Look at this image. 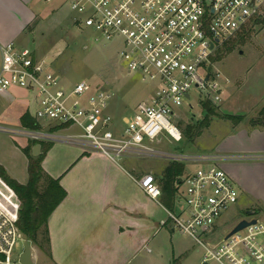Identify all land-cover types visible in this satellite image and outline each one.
I'll return each instance as SVG.
<instances>
[{
	"label": "built area",
	"instance_id": "1",
	"mask_svg": "<svg viewBox=\"0 0 264 264\" xmlns=\"http://www.w3.org/2000/svg\"><path fill=\"white\" fill-rule=\"evenodd\" d=\"M48 3L57 0H45ZM78 15L77 26L100 33L107 41L123 40L121 58L130 74L145 84H157L150 99L141 102L134 115L115 118L108 114L113 96L82 82L71 92L50 65L28 49L14 44L1 47L0 95L22 91L36 128L0 134L35 142L78 146L88 154L101 155L113 163L126 159L158 158L172 163L199 162L178 186V212L168 220L203 252L202 264H264V223L257 220L228 240L211 243L209 234L239 202V192L225 163L260 160V156L205 155L190 157L152 147L163 139L179 142L182 133L174 123L176 109L190 99L196 88L223 100V84L211 71L212 58L225 43L236 38L258 18H264V0H65ZM226 85L230 81L225 80ZM202 99V96L200 95ZM0 185V264H21L16 248L25 245L20 231L21 206L12 201V190ZM0 182V183H1ZM142 192L157 201L162 196L156 177L146 174L136 181Z\"/></svg>",
	"mask_w": 264,
	"mask_h": 264
},
{
	"label": "rangeland",
	"instance_id": "2",
	"mask_svg": "<svg viewBox=\"0 0 264 264\" xmlns=\"http://www.w3.org/2000/svg\"><path fill=\"white\" fill-rule=\"evenodd\" d=\"M10 9L16 12L17 16L15 21L12 19L10 22L7 21L6 26L14 29V23H16L18 27H23L22 34L14 42L16 48L28 49L45 60L52 72L61 78L60 86L67 93L82 82L91 87L89 94H94L97 87L101 86V90L113 96L108 114L123 119L134 115L136 107L150 99L157 88V84H145L139 75L128 72L120 56L123 49L122 39L114 38L107 41L100 33L77 26L74 20L78 18V15L70 11L65 0L51 3L45 0H24L20 6L16 5V8L10 7ZM211 71L223 84L224 89L226 88L222 102L219 105H212L213 114L207 115L204 111V105L208 103L207 99L210 100L212 97L201 90L192 88L189 93L190 99L183 100V105L176 109L174 119V123L182 133V139L174 142L166 138L162 143H154L152 147L168 153L180 152L192 158L211 155L219 142L229 134L240 128L249 130L252 127H259L262 119L257 111L264 107V26H256L245 44L235 45L231 52H225L224 47L219 49L212 60ZM226 79L230 81L229 85H226ZM19 101L0 100V127L11 130L20 129L17 117L18 112L23 110V106L18 104ZM190 125L201 132L200 136H185L184 130ZM260 126L264 125L261 123ZM25 140L28 139L0 134V163L20 180L23 175H25L23 179L27 176L29 178L27 173L29 160L21 149L25 145ZM28 141L27 144L31 149L41 147L38 157L46 154L47 149L43 146L50 143ZM57 151H62L60 156L64 157L73 152L70 148H61ZM54 153L50 160L53 170ZM135 163L140 173L144 175L162 176L166 160L146 157L135 160ZM240 163L243 164V162ZM185 165L191 173L202 166L199 162H187ZM233 184L239 192V200L243 201L241 200L227 214H223L214 231L207 237L211 243L222 242L243 219L251 220L247 212H254V219L264 223V202L244 194L234 180ZM0 185L2 186V182ZM11 196L12 201L21 206L13 191ZM44 233V230L38 233V245L26 239L29 241L34 264H52L50 245ZM39 246H42L44 251L40 250ZM150 249L152 255L141 254L132 264H170L173 255L175 257L184 255L178 264H201L203 261V252H198L200 247L179 232L169 234V231L163 230L155 238ZM67 251L72 253L67 254ZM75 251V248L58 249L55 258H58L61 264L96 263L82 255H75L77 254ZM24 252L25 245L20 243L15 253L22 255Z\"/></svg>",
	"mask_w": 264,
	"mask_h": 264
},
{
	"label": "crops",
	"instance_id": "3",
	"mask_svg": "<svg viewBox=\"0 0 264 264\" xmlns=\"http://www.w3.org/2000/svg\"><path fill=\"white\" fill-rule=\"evenodd\" d=\"M22 1L24 0H0V60L1 47L14 44L22 34L23 27H18L16 23L14 29L6 26L7 21L10 22L11 19L15 21L17 16L10 7L16 8ZM33 54L37 59L43 60L37 53ZM0 100L4 102L20 100L18 104L23 106V110L18 112L17 109L20 128H25L21 122L23 115L28 114L32 120L28 113L25 92L13 90L0 95ZM263 109L264 107L257 112L260 114ZM28 142L25 140V145L21 149L28 148ZM35 148L32 147V154ZM61 148H70L73 152L69 156H60L62 151L57 150ZM53 152L54 170L50 165ZM236 153L264 157V126L252 127L249 130L238 129L220 141L211 155ZM170 163L172 162L166 161L162 176L153 174L162 192L157 202L147 197L138 186L136 181L141 179L144 173H140L134 159L113 163L101 155L88 154L78 146L53 144L46 154L42 168L47 177L59 183L66 193V198L53 212L48 223L52 264H61L55 255L58 249L64 247L75 248L77 253L75 255L96 261L95 264H132L141 254L152 255L150 246L159 233L163 230L169 231V234L178 232L168 220V212L179 211L178 186L190 173L185 168L184 174L178 178L173 204L171 208H167L164 205L166 195L162 189L165 171ZM0 166L19 184L23 186L28 184V176L23 179L25 176L23 175L20 180L13 176L5 165L0 163ZM222 168L244 194L264 202V159L245 161L243 164L225 163ZM46 183L47 180L44 179L41 188L46 186ZM166 236L168 239V235ZM71 253L67 251V254ZM183 256L173 255L170 264H178Z\"/></svg>",
	"mask_w": 264,
	"mask_h": 264
},
{
	"label": "trees",
	"instance_id": "4",
	"mask_svg": "<svg viewBox=\"0 0 264 264\" xmlns=\"http://www.w3.org/2000/svg\"><path fill=\"white\" fill-rule=\"evenodd\" d=\"M264 26V18H258L253 24L245 29L241 34L231 41L225 43V52L229 53L235 45L245 44L247 38L254 32L256 26ZM221 49V48H220ZM213 60V58H212ZM204 111L207 115H212L214 110L211 103L204 105ZM262 119V125H264V109L260 113ZM207 121V120H206ZM22 125L25 128H36L35 123L31 120L28 114L23 115L21 119ZM259 124V126L261 125ZM185 136H200L201 132L196 130L194 126H188L184 130ZM47 149L46 154L52 148V144L44 145ZM29 160L28 174L29 182L26 186H23L12 180L6 171L0 167V179L15 193L18 201L21 204V210L19 212V229L24 234L25 238L35 244L38 242V233L44 230L46 234L47 243L50 245L48 223L53 212L60 206L63 200L66 198V193L62 190L59 183L46 176L42 163L45 159V155L41 157H33L31 148L28 147L22 150ZM185 164L170 163L166 168L164 177L163 192L166 195L164 205L167 208H171L175 194L176 183L178 178L185 172ZM47 180L46 186L41 188V182ZM38 245V244H37ZM40 250L44 251L42 246H39Z\"/></svg>",
	"mask_w": 264,
	"mask_h": 264
},
{
	"label": "water",
	"instance_id": "5",
	"mask_svg": "<svg viewBox=\"0 0 264 264\" xmlns=\"http://www.w3.org/2000/svg\"><path fill=\"white\" fill-rule=\"evenodd\" d=\"M41 147L37 146L33 151V157L37 158L40 155ZM248 218H252L251 220L243 219L236 225V227L226 236L225 240H228L233 235L245 230L246 228L250 227L251 225H255L257 220L254 219L255 213L254 212H247ZM16 260L20 261L21 264H34L32 260V251L29 246V241L25 242V252L24 254L17 256Z\"/></svg>",
	"mask_w": 264,
	"mask_h": 264
}]
</instances>
